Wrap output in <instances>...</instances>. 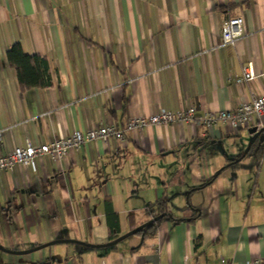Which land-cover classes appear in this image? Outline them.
Wrapping results in <instances>:
<instances>
[{
  "label": "crops",
  "instance_id": "crops-1",
  "mask_svg": "<svg viewBox=\"0 0 264 264\" xmlns=\"http://www.w3.org/2000/svg\"><path fill=\"white\" fill-rule=\"evenodd\" d=\"M234 15L245 34L223 44ZM263 28L264 0H0V155L129 117L231 109L264 93ZM14 42L46 58L49 85L20 87ZM248 63L257 76L239 82ZM252 128L149 124L1 170L0 264L264 259V139Z\"/></svg>",
  "mask_w": 264,
  "mask_h": 264
},
{
  "label": "built area",
  "instance_id": "built-area-1",
  "mask_svg": "<svg viewBox=\"0 0 264 264\" xmlns=\"http://www.w3.org/2000/svg\"><path fill=\"white\" fill-rule=\"evenodd\" d=\"M245 34L244 18L242 15L225 17L221 23L222 43H234V41ZM264 46V28H263ZM252 63L243 66L241 76L238 81H250L256 77ZM264 114V93L250 92V99L243 101L231 109L220 110L217 112L206 111L202 116L195 115V107L189 106L175 113L161 111L157 114L148 116L129 117L123 126L109 123L96 125L84 131L75 129L67 136L52 139L46 143L34 144L26 141L24 145H15L13 149L0 155V171L10 169L14 164H21L29 167L33 171L36 169V159L43 155H49L53 159L65 157L70 149L79 148L82 144L100 140L107 142L109 138L123 140L126 131H140L146 125L171 124L173 122L200 123L205 127H210L217 121H222L231 127H254L255 132L259 131L264 139V125L253 117H261ZM186 258H185V263ZM215 264H235L223 257ZM246 264H264V259L249 260Z\"/></svg>",
  "mask_w": 264,
  "mask_h": 264
},
{
  "label": "trees",
  "instance_id": "trees-1",
  "mask_svg": "<svg viewBox=\"0 0 264 264\" xmlns=\"http://www.w3.org/2000/svg\"><path fill=\"white\" fill-rule=\"evenodd\" d=\"M6 58L15 70L21 88L44 87L51 83L46 58L38 53H25L19 42H14L7 48ZM261 150L262 148L257 151V154H260ZM155 222H149L139 232L151 233L148 231L155 227ZM199 241L200 239L197 240L196 246Z\"/></svg>",
  "mask_w": 264,
  "mask_h": 264
},
{
  "label": "water",
  "instance_id": "water-1",
  "mask_svg": "<svg viewBox=\"0 0 264 264\" xmlns=\"http://www.w3.org/2000/svg\"><path fill=\"white\" fill-rule=\"evenodd\" d=\"M251 131H252V132H255V128L253 127ZM256 133L259 134L260 132L257 131ZM257 134H256V135H257ZM163 216H164V214L156 215L155 217H153V218H152L150 221H148L147 223H145V224L140 225L139 227H137V228L135 229V231H139L140 229H142V228H143L146 224H148L149 222L156 221V220L162 218ZM135 231H134V232H135Z\"/></svg>",
  "mask_w": 264,
  "mask_h": 264
}]
</instances>
